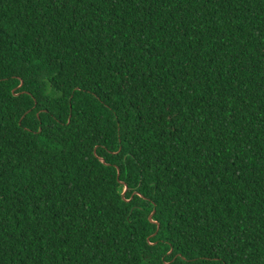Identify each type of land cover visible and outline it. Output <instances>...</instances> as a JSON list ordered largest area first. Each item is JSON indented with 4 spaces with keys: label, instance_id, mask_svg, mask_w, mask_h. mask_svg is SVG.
Listing matches in <instances>:
<instances>
[{
    "label": "trees",
    "instance_id": "obj_1",
    "mask_svg": "<svg viewBox=\"0 0 264 264\" xmlns=\"http://www.w3.org/2000/svg\"><path fill=\"white\" fill-rule=\"evenodd\" d=\"M0 264H264V0H0Z\"/></svg>",
    "mask_w": 264,
    "mask_h": 264
},
{
    "label": "water",
    "instance_id": "obj_2",
    "mask_svg": "<svg viewBox=\"0 0 264 264\" xmlns=\"http://www.w3.org/2000/svg\"><path fill=\"white\" fill-rule=\"evenodd\" d=\"M152 219V218H151Z\"/></svg>",
    "mask_w": 264,
    "mask_h": 264
}]
</instances>
